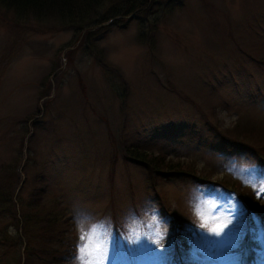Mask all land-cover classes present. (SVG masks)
I'll return each instance as SVG.
<instances>
[{"label":"rangeland","instance_id":"obj_1","mask_svg":"<svg viewBox=\"0 0 264 264\" xmlns=\"http://www.w3.org/2000/svg\"><path fill=\"white\" fill-rule=\"evenodd\" d=\"M123 1L105 0L100 10ZM129 1L139 20L96 40L97 26L79 32L0 2V164L14 173L16 214L20 206L36 219L58 218L63 250L74 241L61 264H80L79 246L93 228L109 259L92 264H264V151L259 161L232 138L244 132L233 130L240 119L264 134V0ZM107 125L119 141L193 162L202 178L210 172L211 183L157 179L176 232L146 168L117 150L111 170ZM27 129L18 152L17 134ZM40 173L47 188L36 207L29 199ZM222 177L251 187L257 212L215 185ZM222 226L229 230L216 237L211 230ZM15 249L7 251L24 244Z\"/></svg>","mask_w":264,"mask_h":264},{"label":"trees","instance_id":"obj_2","mask_svg":"<svg viewBox=\"0 0 264 264\" xmlns=\"http://www.w3.org/2000/svg\"><path fill=\"white\" fill-rule=\"evenodd\" d=\"M105 0H0L6 6H10L17 11H26L36 16L48 15L52 16L58 21L65 24L66 28H72L75 31L89 30L90 28L96 27L97 30L95 35L98 34L96 39H100L102 35H106L111 31V28L125 29L128 23L133 20H139L134 13H132L133 6L131 8H126L131 2L129 0H124L122 5L110 4L103 10L100 8L103 6ZM160 0H151V3H157ZM150 7V5H149ZM143 10V9H142ZM127 15L125 21L121 19H115L119 15ZM139 14V13H137ZM106 23V24H104ZM103 24V25H102ZM92 34L88 32V35ZM94 35V36H95ZM106 67L109 65L102 61ZM171 90H174L179 96H182L181 91L175 89L173 86H169ZM188 102H192L189 97L183 96ZM40 113L38 109L35 113L22 117V122H24L21 127L27 128V121L29 119L36 117ZM37 120L31 122V127L35 126ZM233 130L243 129V133L235 134L232 136L235 142L245 145L247 148L256 150L257 159L261 161L259 156V151H264V134L260 133V124L258 122H249V120H237L235 122ZM107 131L109 132L110 143L112 146L110 161L111 170L113 171V166L117 159V150L121 153L122 159L124 161H129L131 163L142 165L146 168L149 179L152 180L151 189L155 198L159 200L162 199V194L157 187V179L167 178L170 176H183L188 177L195 182H209L206 179L210 172H207L206 177H200L197 173L195 165L193 162L184 161L181 159H173L167 157L162 151L149 150L145 145L138 142L132 141L128 137H124L121 141L115 138L109 125ZM28 129L22 132L20 135L17 134L19 138L21 151L23 145V138L25 137ZM32 133V132H31ZM222 135H226L223 133ZM254 138L255 143L249 141ZM260 141V143H258ZM121 145V146H120ZM262 166H264V160L261 161ZM6 165L0 164V247L3 248L0 253V264H61L63 261V253H66V257H71L74 249V241H72V236L68 242L67 250H63L62 237H64V232L58 227V218L50 217L46 214L43 218L36 219L30 214L24 211L20 206V211L18 215L16 214L15 204L11 199L13 190V172ZM17 176V175H16ZM215 185L228 189L231 192L236 193V199L238 202L243 203L247 210L255 211L256 201L253 191L250 190L251 187L247 186L244 190H240L242 187L238 181H231L227 177H222L215 182ZM47 183L45 182L44 175L40 173L35 178V186L32 188L29 203L32 206L39 207L42 205V199L46 193ZM160 213L166 217L170 213L167 209L168 206L164 201L161 200L160 205L158 204ZM32 207V208H36ZM167 210V211H165ZM63 213L66 214V223L70 226L72 222L69 221V217L63 208ZM171 224V229L175 231V227L178 221L172 220L168 216ZM40 223V230L37 233H32L29 230L31 222ZM172 222V223H171ZM182 225V224H181ZM184 225V222H183ZM13 227V228H11ZM176 232V231H175ZM36 237L37 246L33 244L32 238ZM178 236H182V233L178 232ZM68 238V237H67ZM173 240L175 241L173 243ZM60 241L59 245L58 242ZM171 242L175 245L176 240L171 237ZM24 244L23 251L15 254L11 252V248H16ZM177 245V244H176ZM7 251V249H9ZM15 249V250H16ZM251 249V247H250ZM243 252V250L241 251ZM8 254H11V258L8 260ZM244 256L243 253H241ZM21 257L23 259L21 260ZM16 258V259H15ZM19 258V259H18ZM251 257H246V264Z\"/></svg>","mask_w":264,"mask_h":264},{"label":"snow or ice","instance_id":"obj_3","mask_svg":"<svg viewBox=\"0 0 264 264\" xmlns=\"http://www.w3.org/2000/svg\"><path fill=\"white\" fill-rule=\"evenodd\" d=\"M199 212V210H197ZM228 226H222L219 229L213 228L211 231L216 237H221L222 234H226ZM81 241H85V236H80ZM139 241L137 236L132 240L133 244ZM80 264H92V261L97 262L109 259L107 241L101 236L95 228L91 230V234L88 235L86 242L79 246V257Z\"/></svg>","mask_w":264,"mask_h":264}]
</instances>
